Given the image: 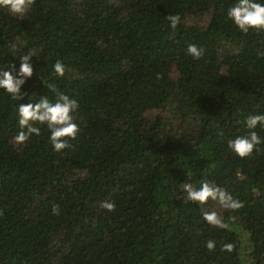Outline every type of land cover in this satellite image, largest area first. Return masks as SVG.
<instances>
[{
    "label": "trees",
    "instance_id": "1",
    "mask_svg": "<svg viewBox=\"0 0 264 264\" xmlns=\"http://www.w3.org/2000/svg\"><path fill=\"white\" fill-rule=\"evenodd\" d=\"M236 2L35 0L24 16L0 7V70L35 52L23 99L0 89V264H264V143L246 159L228 148L250 131L248 116L264 114V32L238 30L227 17ZM177 14L173 30L166 17ZM46 84L79 103L80 131L60 153L46 125L13 139L19 104L55 102ZM203 180L244 203L204 206L230 230L186 202L181 185Z\"/></svg>",
    "mask_w": 264,
    "mask_h": 264
},
{
    "label": "clouds",
    "instance_id": "2",
    "mask_svg": "<svg viewBox=\"0 0 264 264\" xmlns=\"http://www.w3.org/2000/svg\"><path fill=\"white\" fill-rule=\"evenodd\" d=\"M35 3V0H0V7L5 8L12 15L24 16ZM228 19L232 20L238 30L244 34L250 30L264 32V3L257 0H237V2L228 9ZM166 19L170 26L175 30L181 22L180 16L169 15ZM187 54L194 59H200L203 55V49L196 44H189ZM35 52L29 51L28 54L20 57V67L17 71L15 65L11 70H0V89H4L12 100H21L26 93L21 92L22 86L33 76V66L31 58ZM54 72L58 77L65 76V65L57 61L54 64ZM46 87L55 94V102L48 96L41 97L36 103L19 104L18 106V127L19 131L14 136L16 145L25 144L34 134H41L40 127L36 125H46L50 131L49 143L55 152L71 147L70 140H75L80 131L78 124L74 122L72 113L79 109V103L76 99L70 98L59 91L55 84H46ZM245 126L250 131L247 135L237 136L234 140L228 141V148L239 158L246 159L253 155L254 151L260 149L258 145L264 143L258 133L254 130L257 126L264 128V114L250 115L244 121ZM199 188L192 183L181 185L182 191L186 193V202L198 203L201 208L202 219L214 228L230 230L229 223L225 222L223 217L217 211H209L204 206L209 201L217 203L221 209L236 212L244 207V203L234 198L224 188L216 185L215 182L203 180ZM101 207L114 211L115 204L105 200ZM53 214L58 215V206H53ZM3 212L0 211V216ZM235 220V217H229ZM206 248L212 252L216 249V242L209 239L206 241ZM235 245L224 243L221 245V251L231 253Z\"/></svg>",
    "mask_w": 264,
    "mask_h": 264
}]
</instances>
